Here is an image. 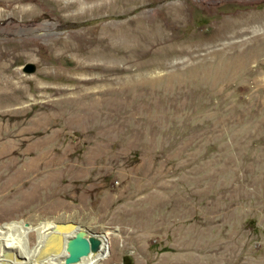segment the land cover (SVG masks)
<instances>
[{
    "label": "rangeland",
    "instance_id": "obj_1",
    "mask_svg": "<svg viewBox=\"0 0 264 264\" xmlns=\"http://www.w3.org/2000/svg\"><path fill=\"white\" fill-rule=\"evenodd\" d=\"M19 222L31 248L76 230L55 222L97 234L81 264H264V0H0V227Z\"/></svg>",
    "mask_w": 264,
    "mask_h": 264
},
{
    "label": "bare ground",
    "instance_id": "obj_2",
    "mask_svg": "<svg viewBox=\"0 0 264 264\" xmlns=\"http://www.w3.org/2000/svg\"><path fill=\"white\" fill-rule=\"evenodd\" d=\"M86 5V4H85ZM76 6V5H75ZM103 7V6H102ZM103 9V8H102ZM139 20V18H138ZM141 22H145L144 20H142ZM147 22V21H146ZM149 25V24H147ZM145 26V25H144ZM152 26V25H151ZM158 27V26H157ZM145 28V27H143ZM149 28V30H151L150 28L151 27H147ZM136 32L138 29H135ZM129 31V30H128ZM134 32V33H136ZM153 32V31H152ZM133 33V35H134ZM156 32H154V35H155ZM114 34V33H113ZM130 34V33H129ZM146 34V33H145ZM144 34V35H145ZM123 35V33H122ZM131 35V34H130ZM142 35V36H144ZM124 36V35H123ZM141 36V37H142ZM148 36V35H147ZM146 36V37H147ZM153 36V35H152ZM156 36V35H155ZM154 36V37H155ZM105 37V36H104ZM139 37V36H138ZM140 37V38H141ZM150 37V36H148ZM161 37V36H160ZM123 38V37H122ZM124 38H126L124 36ZM166 38V37H165ZM104 39V38H103ZM127 39V38H126ZM151 39V38H149ZM156 39V37L154 38ZM159 39V38H158ZM123 40V39H121ZM128 40V39H127ZM135 40V39H134ZM133 40V41H134ZM148 40V38H147ZM105 41V40H104ZM126 41V40H125ZM142 41V39H141ZM159 41V40H158ZM112 42V41H111ZM124 42V41H122ZM131 42V41H130ZM151 42V40H149V43ZM153 42V41H152ZM161 42V41H160ZM114 43V42H112ZM128 42L126 41L125 44H127ZM135 43V42H134ZM140 43V42H139ZM165 43V42H164ZM102 44V43H101ZM116 44V43H115ZM121 44V42H120ZM154 44V43H153ZM130 46L133 45V42L132 44H129ZM142 45V43H141ZM104 46V45H103ZM128 46V45H127ZM126 46V48H127ZM135 46V45H134ZM111 47V46H110ZM115 47V46H113ZM122 47H125L122 46ZM121 47V48H122ZM133 46H131L132 48ZM136 47V46H135ZM130 48V47H128ZM133 49V48H132ZM139 49V48H138ZM137 49V50H138ZM143 49V48H142ZM166 49V48H165ZM123 50V48L121 49ZM127 50V49H126ZM129 50V49H128ZM144 50V49H143ZM154 50V49H153ZM101 51V50H100ZM152 51V50H151ZM157 51V50H155ZM103 52V50H102ZM126 52V51H125ZM150 52V51H149ZM129 53V52H128ZM133 53V52H132ZM131 53V54H132ZM102 54V53H101ZM116 54V52H115ZM130 54V53H129ZM134 55H137L135 53H133ZM122 55V54H121ZM98 56V55H96ZM131 56V55H130ZM129 56V57H130ZM133 56V55H132ZM78 57V56H77ZM92 57V56H91ZM100 57V56H99ZM104 57V56H103ZM102 57V58H103ZM106 57V56H105ZM121 57V56H120ZM127 57V56H126ZM97 58V57H96ZM101 58V60H102ZM90 59V58H89ZM105 60V58H103ZM133 59V57H132ZM130 59V61L132 60ZM156 59V58H155ZM100 60V58H99ZM115 61V60H114ZM133 61V60H132ZM140 61V60H139ZM135 62V61H134ZM98 63V62H97ZM131 63V62H130ZM90 64V63H89ZM93 64V63H92ZM100 64V62H99ZM132 64V63H131ZM137 65H140L138 63H135ZM133 64V66L135 65ZM142 64V63H141ZM147 64V63H146ZM155 64V63H154ZM136 65V66H137ZM100 68H103L102 65H99ZM106 66V65H105ZM143 66V65H142ZM105 69V67H104ZM125 70H128V68H126ZM138 70V69H136ZM134 71L132 73H130L131 75L127 76L126 78H124L122 81L125 82V81H129L131 80V78L134 76V75H137L139 77H141V72L139 71ZM107 78V77H105ZM106 80V79H105ZM80 82V81H79ZM131 82V81H130ZM148 82V81H147ZM83 83V81H82ZM81 83V84H82ZM96 83V82H95ZM98 83V82H97ZM143 83V82H142ZM99 84V83H98ZM103 84V83H102ZM80 85V84H78ZM83 85V84H82ZM81 85V86H82ZM134 86V85H133ZM83 87V86H82ZM80 88V92L81 93H84L87 89H84V88ZM103 87V86H102ZM101 87V88H102ZM111 88V87H110ZM128 88V87H127ZM133 88V87H132ZM79 89V88H78ZM104 89V87H103ZM121 89V88H120ZM118 90V89H117ZM88 91V90H87ZM86 91V92H87ZM118 93V92H117ZM99 94V93H98ZM86 95V94H84ZM82 96L83 98L86 97V96ZM89 95V94H88ZM187 95V94H186ZM81 96V95H80ZM168 106V105H167ZM83 111L82 108L79 109V112ZM87 111V110H86ZM164 111V110H163ZM78 112V113H79ZM77 113V112H76ZM77 113V114H78ZM89 113V112H87ZM86 113V115H87ZM75 115V114H74ZM82 115V114H80ZM83 117V116H82ZM76 118V117H75ZM84 119V118H83ZM87 119V118H86ZM85 119V120H86ZM87 121V120H86ZM74 122V121H73ZM84 122V121H83ZM85 123V122H84ZM19 136V135H18ZM94 138V137H93ZM62 224L61 227H66V229H68V223L70 222H66V223H62V222H59ZM76 227L74 229H78V226L75 225ZM75 230V231H76ZM34 230H32L31 227H29L28 224H25L23 222H19V223H12L8 226H5V227H0V264H63V257L65 255V252H64V246H65V241L67 240V237H70L73 235L74 232H69L65 235H61L60 233L56 232L54 234H51V233H42V232H36V244H34L35 246L33 248H31L30 246V243H29V238H28V235L30 234V232H32ZM81 234H84L83 236H85V238L87 236H90V235H87L85 232L82 233L80 232ZM94 235V234H92ZM97 238H99V236L97 234H95ZM45 236H48V237H45ZM19 238V239H17ZM58 239H60V243H58ZM21 240V241H20ZM22 240L26 241L27 244L25 242H23ZM100 240V239H99ZM101 242V245H100V249H101V253H94V254H90L88 255L87 257L85 258H81L79 262L75 263V264H81L82 261L84 259H91V258H96L102 254H104V250H105V244L102 240H100ZM28 254H32L33 257H29L28 258ZM201 259V258H200ZM174 263V262H173Z\"/></svg>",
    "mask_w": 264,
    "mask_h": 264
},
{
    "label": "water",
    "instance_id": "obj_3",
    "mask_svg": "<svg viewBox=\"0 0 264 264\" xmlns=\"http://www.w3.org/2000/svg\"><path fill=\"white\" fill-rule=\"evenodd\" d=\"M23 72L31 74L34 72V67L31 64H26L23 67ZM55 228L62 226L61 223H54ZM69 228H75L73 223H68ZM79 231H75L72 236L67 237L64 246L65 255L62 259L63 264H75L80 261L81 258H85L90 254L101 253V242L96 235H90L85 238ZM48 237V236H45ZM60 243V239H58Z\"/></svg>",
    "mask_w": 264,
    "mask_h": 264
}]
</instances>
